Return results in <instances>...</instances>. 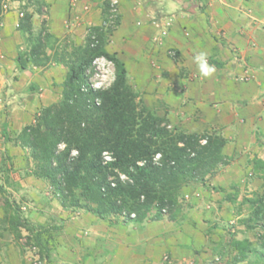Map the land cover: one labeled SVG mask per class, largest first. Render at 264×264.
<instances>
[{"label":"crops","instance_id":"1","mask_svg":"<svg viewBox=\"0 0 264 264\" xmlns=\"http://www.w3.org/2000/svg\"><path fill=\"white\" fill-rule=\"evenodd\" d=\"M40 1L46 12L38 14L35 0H1L9 10L0 14V80L11 75L14 83H33L37 90L48 80L61 83L67 68L58 63L17 70L15 57L25 37L18 30L20 13L32 15L34 33L44 20L59 41L80 46L88 28L103 24L102 10L110 0ZM112 1L117 2L119 23L105 49L124 63L128 84L171 127L219 133L226 140L223 154L228 163L205 183L182 189L186 209L179 221H101L88 212L62 207L55 194H35L36 187L23 190L38 208L29 210V217L72 228L67 231L70 236L64 234L53 244L52 255L61 264H161L167 259L171 264H202L211 253L210 233L217 229L213 215L231 205L229 188L253 175V158L264 161V0ZM200 51L216 66L209 78L201 76L194 62ZM21 116L30 117L26 112ZM12 117L11 130L20 131L28 122ZM25 180L41 184L33 176ZM75 237L83 238L79 245L88 248L103 245L105 254L97 259L81 255Z\"/></svg>","mask_w":264,"mask_h":264},{"label":"trees","instance_id":"2","mask_svg":"<svg viewBox=\"0 0 264 264\" xmlns=\"http://www.w3.org/2000/svg\"><path fill=\"white\" fill-rule=\"evenodd\" d=\"M35 5L38 14L46 7L40 0ZM110 9V2H105L103 14ZM31 17L25 11L18 23L30 47L18 51L17 70L62 63L67 73L60 100L44 107L35 122L16 136L20 146L30 151V174L50 185L62 207L83 209L101 221L115 217L135 222L181 220L186 209L182 189L205 183L228 163L223 154L225 138L216 131L196 133L171 127L165 117L143 104L126 80L124 63L105 49L119 23L118 14L88 28L84 43L70 51L58 50L59 39L47 30L44 20L34 33ZM99 58L114 70L106 87H93L87 80V71ZM6 128L3 124L4 136ZM252 170L260 173L263 192L242 201L252 210L248 221L262 236L257 245L231 238L228 245L236 252L223 264H238L249 257H253L250 264H264V161L254 158ZM1 223L18 238L23 228L39 260L49 261L53 236L46 224L32 223L16 211H4Z\"/></svg>","mask_w":264,"mask_h":264},{"label":"rangeland","instance_id":"3","mask_svg":"<svg viewBox=\"0 0 264 264\" xmlns=\"http://www.w3.org/2000/svg\"><path fill=\"white\" fill-rule=\"evenodd\" d=\"M109 2L111 4L113 1L110 0ZM1 4L2 2L0 0ZM41 9L43 13L46 12L44 8ZM111 9L103 15L104 19L110 20L113 14H118L117 3L115 10L113 11ZM0 13L3 14L5 12L0 11ZM29 45V41L24 37L19 51H27L30 47ZM71 47L66 39L59 41L57 46L58 50L66 49L68 51L71 50ZM54 64L57 63H52L48 67ZM113 73L114 70L111 63L105 59H97L92 64L90 70L87 71V80L93 87H106L112 81ZM9 78H11V75ZM9 78L2 77L0 80V129L1 123L3 122H6L7 126L5 129L6 136L0 132V184L3 187V190H0V219L3 217L4 211H16L21 218L35 223L37 221L29 217L30 213L28 214V211L35 212L38 209L37 205L33 206L29 203V200L34 201L32 199L33 197H26L23 190H31L33 187H36L37 192L35 194L45 197L54 195V192L44 180L40 181L41 184L39 186H34L31 181L25 180L27 177L32 176L30 174L32 160L29 149L20 146L16 136L25 126L35 122L36 116L44 107L55 104L60 100L62 82L51 83L48 80L42 89L37 90V88L32 87L33 83H25L24 85L17 84L14 83L15 80H10ZM43 102H49V104L43 105ZM23 112L29 113L30 117L28 119L23 118L21 116ZM12 114V118L16 122L28 120L20 131L8 129V122L11 121ZM229 189L231 190L228 193L231 205H228V208L221 207L213 215L214 218L212 217L217 220V226L214 227L217 229L212 230L211 233L208 232L214 237L209 246L211 253L209 257L203 260L202 264H208L211 260H218L222 264L231 261L236 251L228 245V242L233 237L239 240L247 239L252 245H257L260 242V236H262L261 231L258 228H253V221H248L251 218L252 210L248 204H244L242 201L245 198L253 199L255 196L262 194L263 181L260 178V173L253 170L252 176H247V179L241 184L234 183ZM26 202L27 205L25 204ZM72 212H78L80 214L83 212L87 213V211L80 208L73 209ZM219 218L220 221L218 220ZM119 219L120 217H115L111 220L117 221ZM78 222L80 225L77 224L76 226L80 229L82 223L80 221ZM44 224L48 226L50 234L53 236L51 241L52 246L64 234L71 235L67 231H71L72 228L70 226L66 227L57 220H48ZM20 234L21 237L18 238L15 233L7 229L6 224H0V264H61L53 257V251L50 253L49 261L45 259L40 261L37 255V249L27 243L25 237L27 233L23 228L20 229ZM75 239V246L78 247L81 255H90L94 259H97L103 257L102 255L105 254L106 250L103 245L99 244L96 247L88 248L84 245H79L83 238L75 237ZM252 260L253 257H249V259L238 264H250ZM161 264L171 263L167 259ZM192 264L197 263L193 262Z\"/></svg>","mask_w":264,"mask_h":264},{"label":"clouds","instance_id":"4","mask_svg":"<svg viewBox=\"0 0 264 264\" xmlns=\"http://www.w3.org/2000/svg\"><path fill=\"white\" fill-rule=\"evenodd\" d=\"M193 59L202 77L209 78L217 71L216 66L209 62V57L207 52L204 51L197 52L194 55Z\"/></svg>","mask_w":264,"mask_h":264},{"label":"built area","instance_id":"5","mask_svg":"<svg viewBox=\"0 0 264 264\" xmlns=\"http://www.w3.org/2000/svg\"><path fill=\"white\" fill-rule=\"evenodd\" d=\"M116 1H113V2H111V4H110V6H111V8H113V9H111V10H115V7H116ZM8 10V6L6 5V4H1L0 5V11L1 12H6ZM1 14V13H0ZM22 15H23V13H20V17H22ZM165 33L164 32H162V35H164ZM101 59H103V58H101ZM97 60V59H96ZM94 63V62H93Z\"/></svg>","mask_w":264,"mask_h":264}]
</instances>
